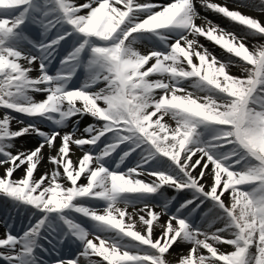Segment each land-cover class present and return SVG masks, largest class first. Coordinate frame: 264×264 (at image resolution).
Listing matches in <instances>:
<instances>
[{
	"label": "snow or ice",
	"instance_id": "snow-or-ice-1",
	"mask_svg": "<svg viewBox=\"0 0 264 264\" xmlns=\"http://www.w3.org/2000/svg\"><path fill=\"white\" fill-rule=\"evenodd\" d=\"M197 5L264 37L212 0H0V200L27 220L0 264H264V44Z\"/></svg>",
	"mask_w": 264,
	"mask_h": 264
},
{
	"label": "bare ground",
	"instance_id": "bare-ground-1",
	"mask_svg": "<svg viewBox=\"0 0 264 264\" xmlns=\"http://www.w3.org/2000/svg\"><path fill=\"white\" fill-rule=\"evenodd\" d=\"M257 1L259 3V0H257ZM212 2L219 3V4H226L229 7L230 10L240 11L242 14H245V15L250 16L252 18L258 19L262 24H264V12H260V11L256 10V5H254L252 3V0H244V1L243 0H212ZM246 4L250 5V6H245ZM202 13H204V16H210V17L215 18L216 20L219 18V20H221L223 22V26H224V28L223 27H221V28H223V29H225V30H227L229 32H234L238 37H243L242 35L237 34L235 31H233L230 28L229 23H231V26H232V24H234V22H231L228 19L222 17L221 15L213 13V12H211L209 10L202 9ZM201 22H203V21H200V20L197 21L198 24H200ZM243 38H244V42L245 43H248V41L252 42L251 38H248V37H243ZM252 38H254V37H252ZM256 39H257V37H256ZM261 42H263V44H264V38L261 39ZM256 43L257 42H254V45H256ZM148 46L150 47V45H148ZM138 50H140L141 52L146 51L145 44L138 45ZM32 74L35 75L36 74L35 71ZM81 76L84 78L83 70H82V75ZM35 98L37 100H39V99H42L43 97L41 95H39V94H36ZM89 121H90V119H88L87 117L84 120L81 121V125H80L81 130H82V127L86 126V124L92 122V121L91 122H89ZM13 127L15 128V127H19V126L16 125L15 122H13ZM42 130L48 131V130L45 129V127H42ZM67 130H70V129H65V131H67ZM38 143H39V140L32 139V136H25V137H22V138H20V139H18L16 141V146H17V148L29 149L30 150V149H34L38 145ZM47 154H48V152H47V150H45V155H47ZM79 155H80L79 151H75V155L73 156V159L75 160V158L77 156H79ZM197 158L198 157H193V160H195ZM45 170L46 169L44 167H42L39 170L37 175H39L40 173H42ZM198 171H199V169H197L196 172H194V175ZM19 175H21V173H19V172L16 173V176H19ZM81 182L83 183L85 181H83V179H82ZM204 182L205 183H210V178L206 179ZM0 202H2V201L0 200ZM173 203L175 204L176 201H173ZM6 207L8 209L12 208L10 204H7ZM156 210L160 211L159 208H157ZM7 216L8 215L6 214V212L4 213V212H2L0 210V229H2V230H5L3 221H5L7 219ZM162 218H167V217L165 216V217H162ZM16 220L20 222V224H21L20 226L22 227V229H23V226L25 224H27V220L26 219H22L19 214H17V219ZM17 225H19V224H17Z\"/></svg>",
	"mask_w": 264,
	"mask_h": 264
},
{
	"label": "rangeland",
	"instance_id": "rangeland-1",
	"mask_svg": "<svg viewBox=\"0 0 264 264\" xmlns=\"http://www.w3.org/2000/svg\"><path fill=\"white\" fill-rule=\"evenodd\" d=\"M207 17V16H206ZM208 19V18H207ZM208 20H211L213 23H215L216 25H219V22L217 20H214V19H208ZM237 34H240L242 35L243 37H251V36H245V33H242L240 31H236ZM202 43V42H200ZM206 48H208V50L213 54L215 55L218 59H222V60H225L227 61L228 59H232L233 62H234V66H232L230 68V72L232 75H235V76H239L241 75V70L240 68L238 67L237 63H236V58L234 57H229L227 53H224L218 46H215L213 43H202ZM254 45V42H250L248 41V43H246V46H248L250 48V50L252 49ZM191 90V89H190ZM125 165H128V163H125ZM125 165H122V168H125ZM130 166V165H129ZM113 167V166H112ZM115 167V165H114ZM126 170V168H125ZM171 190V189H170ZM170 190H167L170 197H172V192ZM129 211H132L131 209H129ZM162 220H166V218H162ZM85 226L86 227H89L90 228V225H88L87 223H85ZM137 228L139 229L140 228V225H137ZM4 231H1L0 230V234H3ZM159 234V230L157 229V235ZM187 249H188V246L187 245H180L178 247H175L174 250H173V255L170 257V259L172 260H175L177 255L181 252H184L186 253L187 252ZM62 255H64L65 257H73L77 251L76 247L74 245H69V243H67V246H65L64 249H62ZM221 250L222 251H231V247L230 246H227V245H223L221 246Z\"/></svg>",
	"mask_w": 264,
	"mask_h": 264
}]
</instances>
